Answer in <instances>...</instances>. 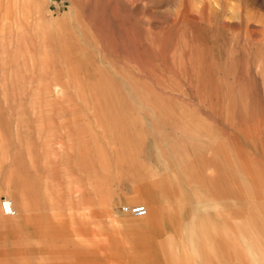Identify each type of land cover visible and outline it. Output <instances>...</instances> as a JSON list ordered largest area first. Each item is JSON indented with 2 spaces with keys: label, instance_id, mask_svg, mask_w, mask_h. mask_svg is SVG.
Segmentation results:
<instances>
[{
  "label": "rangeland",
  "instance_id": "rangeland-1",
  "mask_svg": "<svg viewBox=\"0 0 264 264\" xmlns=\"http://www.w3.org/2000/svg\"><path fill=\"white\" fill-rule=\"evenodd\" d=\"M233 155L264 162V0H0V264H149L122 207Z\"/></svg>",
  "mask_w": 264,
  "mask_h": 264
},
{
  "label": "crops",
  "instance_id": "crops-1",
  "mask_svg": "<svg viewBox=\"0 0 264 264\" xmlns=\"http://www.w3.org/2000/svg\"><path fill=\"white\" fill-rule=\"evenodd\" d=\"M232 158L237 176H199V183L188 176L190 194L170 204L158 201L156 185L150 194L146 188L135 192L146 216L132 220L140 224L134 245L152 259L149 264H264V162L259 158L249 168L237 155ZM162 194L159 200L172 198Z\"/></svg>",
  "mask_w": 264,
  "mask_h": 264
},
{
  "label": "built area",
  "instance_id": "built-area-1",
  "mask_svg": "<svg viewBox=\"0 0 264 264\" xmlns=\"http://www.w3.org/2000/svg\"><path fill=\"white\" fill-rule=\"evenodd\" d=\"M122 212L132 215L134 217H143L145 215V210L142 206H135L133 208H129L127 206L122 207ZM0 211L4 215H10L11 214V206L8 201L5 199L0 200Z\"/></svg>",
  "mask_w": 264,
  "mask_h": 264
},
{
  "label": "bare ground",
  "instance_id": "bare-ground-1",
  "mask_svg": "<svg viewBox=\"0 0 264 264\" xmlns=\"http://www.w3.org/2000/svg\"><path fill=\"white\" fill-rule=\"evenodd\" d=\"M138 198V197H137ZM6 201H8V200H6ZM9 203H10V206H11V214L10 215H5V216H11L12 214H13V208H12V205H11V202H10V200L8 201ZM143 207V206H142ZM129 208H131V207H129ZM133 208V207H132ZM144 208V207H143ZM144 210H145V208H144ZM2 213V212H1ZM4 215V214H3ZM144 216H146V210H145V215Z\"/></svg>",
  "mask_w": 264,
  "mask_h": 264
}]
</instances>
